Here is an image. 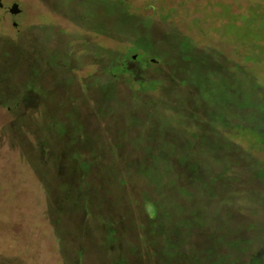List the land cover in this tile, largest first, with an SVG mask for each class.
Listing matches in <instances>:
<instances>
[{
	"label": "rangeland",
	"instance_id": "obj_1",
	"mask_svg": "<svg viewBox=\"0 0 264 264\" xmlns=\"http://www.w3.org/2000/svg\"><path fill=\"white\" fill-rule=\"evenodd\" d=\"M2 2L0 264H264V0Z\"/></svg>",
	"mask_w": 264,
	"mask_h": 264
},
{
	"label": "trees",
	"instance_id": "obj_2",
	"mask_svg": "<svg viewBox=\"0 0 264 264\" xmlns=\"http://www.w3.org/2000/svg\"><path fill=\"white\" fill-rule=\"evenodd\" d=\"M112 64H113V66H110L109 70L107 72L112 77L117 78L123 74L125 75V74L129 73V71L127 69V62L126 61L123 63H121V61H116V62L114 61ZM132 84H137V89H134L135 85H132ZM132 84H131L132 89H134L135 91L142 92L144 94H149L153 91H156L162 83L159 80L154 81V80H140L139 79V80H133ZM79 134L80 133H77V136H79ZM81 134H82L83 138H81V140L77 139L73 143L74 147L65 150V154L67 157L64 159H59V162H58L59 172L61 174L65 173V171H64L66 168L65 166H67L70 169V172H72V174L76 178H80L84 182L88 181V178H89V176H92L93 171H101V172H103V174H109V173H107L108 172L107 167L105 170H102L103 161L105 159L104 148L95 151L90 146L91 141L88 139V142H86V140H87L86 139L87 138L86 131L84 130V132H82ZM79 141H80V144L82 145L81 147H83L82 149L78 146ZM87 146H90V147H87ZM84 148H87L90 150L89 155L84 154V152H83ZM99 159H101V163L99 162ZM111 159L113 160L114 163H117L115 157H111ZM109 175L113 176V177L115 175L114 178L116 180L121 179L120 176L117 174H109ZM90 186H91V184L88 185V189ZM91 189L93 190V192H98L95 188H92V186H91ZM82 193H84V191H82ZM87 194L85 193L84 196H87Z\"/></svg>",
	"mask_w": 264,
	"mask_h": 264
},
{
	"label": "water",
	"instance_id": "obj_3",
	"mask_svg": "<svg viewBox=\"0 0 264 264\" xmlns=\"http://www.w3.org/2000/svg\"><path fill=\"white\" fill-rule=\"evenodd\" d=\"M3 6L2 0H0V7ZM12 14L17 15L21 12V8L18 3H13L9 10Z\"/></svg>",
	"mask_w": 264,
	"mask_h": 264
},
{
	"label": "flooded vegetation",
	"instance_id": "obj_4",
	"mask_svg": "<svg viewBox=\"0 0 264 264\" xmlns=\"http://www.w3.org/2000/svg\"><path fill=\"white\" fill-rule=\"evenodd\" d=\"M3 7V6H2Z\"/></svg>",
	"mask_w": 264,
	"mask_h": 264
}]
</instances>
